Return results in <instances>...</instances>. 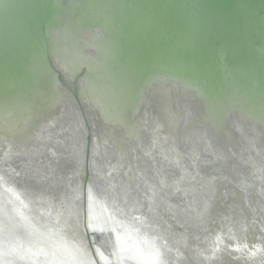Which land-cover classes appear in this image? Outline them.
I'll list each match as a JSON object with an SVG mask.
<instances>
[{
	"label": "water",
	"instance_id": "1",
	"mask_svg": "<svg viewBox=\"0 0 264 264\" xmlns=\"http://www.w3.org/2000/svg\"><path fill=\"white\" fill-rule=\"evenodd\" d=\"M0 264H264V0H0Z\"/></svg>",
	"mask_w": 264,
	"mask_h": 264
},
{
	"label": "bare ground",
	"instance_id": "2",
	"mask_svg": "<svg viewBox=\"0 0 264 264\" xmlns=\"http://www.w3.org/2000/svg\"><path fill=\"white\" fill-rule=\"evenodd\" d=\"M87 90H89V93H88V95H89V99H88V101H89V102H93V96H94V99L96 100V103H97L98 101L100 102V100H99V95L96 94V97H97V99H98V101H97L95 95L93 94V91H92L91 86H88V89H87ZM92 94H93V96H92ZM63 106H64V103H63V97H62V98L59 99L58 106H57V110L62 111ZM25 114H27V112H26ZM25 114H24V115H25ZM6 115H7V114H6ZM6 115H4V116L1 117V119H2V120H1L2 134H3L4 137H6V135H8V133L10 132V123L8 122V118H7ZM5 116H6V117H5ZM24 118H27V117L25 116ZM54 118L59 119L60 117H59V116H56V117H54ZM55 120H56V119H55ZM137 125H139V124H137ZM132 132H134V131L132 130Z\"/></svg>",
	"mask_w": 264,
	"mask_h": 264
}]
</instances>
